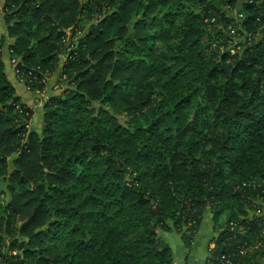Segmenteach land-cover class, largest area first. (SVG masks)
Returning a JSON list of instances; mask_svg holds the SVG:
<instances>
[{
    "label": "trees",
    "instance_id": "16d2710c",
    "mask_svg": "<svg viewBox=\"0 0 264 264\" xmlns=\"http://www.w3.org/2000/svg\"><path fill=\"white\" fill-rule=\"evenodd\" d=\"M221 3L244 14L242 56L212 48L228 37L209 25H235ZM0 11V264H174L164 235L191 247L211 214L215 254L264 264V0H5ZM84 16L94 22L75 41ZM7 42L29 91L59 70L67 82L41 133L2 60Z\"/></svg>",
    "mask_w": 264,
    "mask_h": 264
},
{
    "label": "rangeland",
    "instance_id": "374dc122",
    "mask_svg": "<svg viewBox=\"0 0 264 264\" xmlns=\"http://www.w3.org/2000/svg\"><path fill=\"white\" fill-rule=\"evenodd\" d=\"M242 1H244V0H242ZM1 2H4V0H0V3ZM228 4L229 3H227V5H225L224 3H221L220 8H221V11L224 10V13H226L229 17H231L235 20V25L230 24V25H228L227 29H225V26H221V25L220 26L219 25H216V26L209 25V27H208L209 31L213 35H216L217 33H219L218 31L220 30V28H222L223 32L226 31L227 37H228V45H226V46L225 45H219L221 40H222L221 39L219 41H215L212 45V48L214 50H216L220 55H222L226 52H229L230 55L242 56L245 52L246 47H247L248 34H245L243 36H239L237 30L239 28H242L241 22H242V16L244 17V14L241 11L240 4L235 8H232V6H230ZM181 18H182V16L179 14L180 21H181ZM93 22H94V20L92 21L87 16L80 17V19L78 21L79 27L77 29V34L72 39L75 41L79 40L86 33L88 27ZM212 22L214 23L215 20L212 19ZM70 33H71V28H69L67 30V34L70 35ZM2 34H4V33H2ZM70 37H72V36H70ZM5 47H7L8 52H4ZM2 58H3L2 60L5 63L7 73H8L10 80L11 79L12 80L17 79L19 82H21L25 85L24 82L20 81L21 77L22 78L24 77V74L17 72V70H16V68H17L16 64L17 63L14 62L13 61L14 59H12L10 57V53L8 50V44H6L3 47ZM62 64H63V62H62ZM60 75H61V70L57 71L54 75H52V77L50 79L46 80L47 86L43 92L42 91H39V93L33 92V96L31 95V98H30L31 102H30V104H27V105L28 106L30 105V107L33 109V112H34L33 118L34 119L32 118V122L30 123V125H28L29 130H32V131L35 130V131H38L39 133L42 132V129L44 126L43 116H44V112H45L44 111L45 104H47V102H48V100H50V98H52L53 96H59V94H61L63 92V90L65 88H67V82H63V80H61ZM30 92H32V91H30ZM17 95H18V93H17ZM38 101H41V103ZM207 210H208L207 213L209 214L210 209H207ZM194 242H195V240H194ZM193 245H194V243H193ZM193 245L191 247H186V245H185L186 252L191 253L194 250ZM193 263L194 262H192V261L189 262V264H193Z\"/></svg>",
    "mask_w": 264,
    "mask_h": 264
},
{
    "label": "crops",
    "instance_id": "0c3cea01",
    "mask_svg": "<svg viewBox=\"0 0 264 264\" xmlns=\"http://www.w3.org/2000/svg\"><path fill=\"white\" fill-rule=\"evenodd\" d=\"M3 3L4 2H1L0 4L2 5ZM6 33L7 29L4 21V13L0 11V34L6 35ZM6 44H8V42ZM4 52H8L7 47L4 48ZM11 81L13 82L21 100L26 104H30V98L31 95L33 96V92H30L28 88L17 79H11ZM38 102L41 103V101ZM213 226V217L211 214L209 217L204 218L200 230L195 237L193 245L194 250L191 253L186 252L185 244L181 235L174 232L165 234L164 236L170 243L174 252V264H189L190 261L194 262L193 264H203L208 256L209 242L214 233Z\"/></svg>",
    "mask_w": 264,
    "mask_h": 264
},
{
    "label": "built area",
    "instance_id": "2783aa9c",
    "mask_svg": "<svg viewBox=\"0 0 264 264\" xmlns=\"http://www.w3.org/2000/svg\"><path fill=\"white\" fill-rule=\"evenodd\" d=\"M65 56L63 57V60H65ZM16 62V60H13ZM18 72V71H17ZM20 81L25 83V80L23 78L20 79ZM28 88V87H27ZM29 90V88H28ZM254 217L256 218H261V233L262 236H264V210L263 211H258L255 212ZM238 222H231L229 224L230 228L229 230L231 232H236L238 228ZM262 244L261 241L256 242L255 244H250L248 242H244L239 246V249L237 252L233 253V256L237 257H244L249 253V250L252 248H258ZM215 250H217V242L215 240L211 241L209 244V249H208V256L203 264H243L241 261H237L236 263L234 262L233 258L229 256L227 253H222V254H215Z\"/></svg>",
    "mask_w": 264,
    "mask_h": 264
},
{
    "label": "water",
    "instance_id": "95a60500",
    "mask_svg": "<svg viewBox=\"0 0 264 264\" xmlns=\"http://www.w3.org/2000/svg\"><path fill=\"white\" fill-rule=\"evenodd\" d=\"M21 62V59L19 60V63Z\"/></svg>",
    "mask_w": 264,
    "mask_h": 264
}]
</instances>
